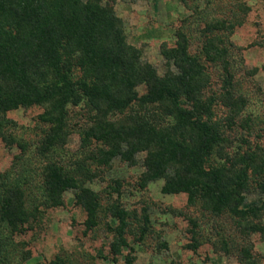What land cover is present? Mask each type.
I'll return each instance as SVG.
<instances>
[{"label": "rangeland", "instance_id": "obj_1", "mask_svg": "<svg viewBox=\"0 0 264 264\" xmlns=\"http://www.w3.org/2000/svg\"><path fill=\"white\" fill-rule=\"evenodd\" d=\"M76 2L116 102L0 108V264H264V0Z\"/></svg>", "mask_w": 264, "mask_h": 264}, {"label": "trees", "instance_id": "obj_2", "mask_svg": "<svg viewBox=\"0 0 264 264\" xmlns=\"http://www.w3.org/2000/svg\"><path fill=\"white\" fill-rule=\"evenodd\" d=\"M76 4V0H0V87L14 88L6 96L0 91L1 109L40 104L56 100L57 95L65 97L64 106L76 107L85 102L88 107L99 109L101 103L115 105L116 99L107 93L108 84L100 78L101 73H112L124 66L116 64L114 57L107 59L105 53L111 57L113 54L111 50H104L102 44L113 26L112 21L106 13L95 10L83 19L86 26L81 21L74 22ZM4 16H7L6 23H3ZM63 69L69 75L76 69L83 71V80L64 79L59 73L60 82L55 73ZM87 70L96 73L99 79H90ZM48 74L57 80L49 87L39 88L37 85L49 80ZM19 86L26 87V91L18 92ZM148 98L152 102L156 96ZM179 110L184 114L189 112L181 107ZM195 124L203 136L202 153L204 157L209 156L217 133L203 122ZM177 130L179 127L175 125L174 131Z\"/></svg>", "mask_w": 264, "mask_h": 264}]
</instances>
